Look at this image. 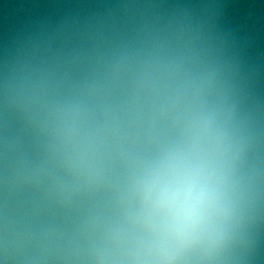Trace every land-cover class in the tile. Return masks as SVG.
<instances>
[{"label": "water", "instance_id": "obj_1", "mask_svg": "<svg viewBox=\"0 0 264 264\" xmlns=\"http://www.w3.org/2000/svg\"><path fill=\"white\" fill-rule=\"evenodd\" d=\"M146 75L210 81L233 114L240 222L200 264H264V0H0V264H93L109 199L69 190L46 117L123 105Z\"/></svg>", "mask_w": 264, "mask_h": 264}, {"label": "clouds", "instance_id": "obj_2", "mask_svg": "<svg viewBox=\"0 0 264 264\" xmlns=\"http://www.w3.org/2000/svg\"><path fill=\"white\" fill-rule=\"evenodd\" d=\"M46 131L69 190L108 196L91 233L93 264H200L231 242L241 147L210 81L146 75L123 105H57Z\"/></svg>", "mask_w": 264, "mask_h": 264}]
</instances>
